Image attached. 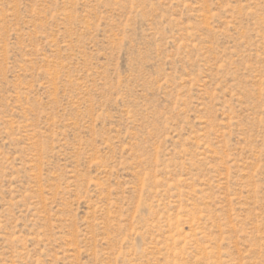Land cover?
Segmentation results:
<instances>
[{"label": "rangeland", "instance_id": "1", "mask_svg": "<svg viewBox=\"0 0 264 264\" xmlns=\"http://www.w3.org/2000/svg\"><path fill=\"white\" fill-rule=\"evenodd\" d=\"M0 264H264V0H0Z\"/></svg>", "mask_w": 264, "mask_h": 264}]
</instances>
